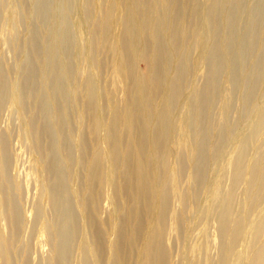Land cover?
I'll list each match as a JSON object with an SVG mask.
<instances>
[{
    "label": "rangeland",
    "instance_id": "obj_1",
    "mask_svg": "<svg viewBox=\"0 0 264 264\" xmlns=\"http://www.w3.org/2000/svg\"><path fill=\"white\" fill-rule=\"evenodd\" d=\"M113 1L111 31L118 37L121 52L126 53L125 0H0V151L4 164L3 179L0 177V228L6 239L0 245V264H6L7 256L10 264H122L123 255L115 253L114 245L124 221V234L131 240L125 264H136L142 242L138 227L146 213L128 191L133 182L124 177V147L129 140L123 119L134 108L135 93L127 78L130 69L125 66L126 75L119 70L107 40L105 22ZM172 1L171 7H182L188 26L191 0ZM243 1L246 7H253L257 0ZM198 7L203 8L200 16L204 23L206 0H199ZM262 7L260 28L253 39L255 47L264 40V0ZM246 22L244 14L242 31ZM169 24L173 32L174 19ZM173 39L179 47L177 36ZM151 57L136 61L133 69L146 76L152 105L161 98V83ZM190 57L195 63L194 51ZM207 70L205 58L200 72L193 74L190 67L182 90L188 93L193 82L202 86ZM233 71V64H229L220 72V91L210 114V122L217 125L220 105L228 101L225 117L231 138L218 151L220 141L218 135L213 136L210 149L218 152L202 169L201 179H195L193 165L185 157L182 164L177 156L170 158L174 171L159 170L168 182L176 178L177 172V186L188 198L186 203L181 198H171L168 223L172 222V228L164 240L154 244L153 262L158 261L164 248L170 264H203L219 256V207H201L208 188V179L203 178L212 176L219 181L221 190L228 189L232 180L228 159H233L248 135L244 125L249 116L253 119L258 113L252 103L244 114L239 113L241 90L234 83ZM258 95L264 99V91L257 90ZM178 110L183 112L181 131L188 132H180L181 138L190 141L191 110L187 105ZM139 130L140 123L136 121L134 134ZM176 149L179 150L177 145ZM97 157L98 170L93 172ZM247 158L253 162L264 160V129L250 140ZM247 185L248 175L243 173L236 185L233 213L242 214L248 225L259 224L260 232L245 234L234 250H243L250 259L264 242V212H260L264 183L257 199L246 205ZM191 247H197V251L189 252Z\"/></svg>",
    "mask_w": 264,
    "mask_h": 264
},
{
    "label": "bare ground",
    "instance_id": "obj_2",
    "mask_svg": "<svg viewBox=\"0 0 264 264\" xmlns=\"http://www.w3.org/2000/svg\"><path fill=\"white\" fill-rule=\"evenodd\" d=\"M262 1L257 0L255 6L246 7L243 0H206L207 17L206 19L203 17L204 23H202L200 13L206 4L204 7L202 5L203 8L198 7L199 0H191L193 7L187 26L182 7H171L172 0H125L126 34L123 43L125 42L126 53L121 52V46L117 44L118 37L111 31L113 23L111 11L115 7L114 1L108 9L105 22L107 40L111 49L114 50L115 64L119 70L126 75L125 66L127 65L130 69L127 78L129 77L128 81L135 93L134 108H131L123 119L129 140L123 153L126 154L124 177L126 181L134 184L132 188H128V191L135 204H141L146 213V217L141 220L138 227L142 242L136 264H170L169 253L165 248L160 252L158 261L153 262V247L157 241L164 240L168 229L172 228V222L170 225L168 223V216L171 215L169 214L171 198H181L185 203L188 198L177 186V172L176 178L168 182L163 179L159 170L174 171L170 158L175 155L182 164L185 157L192 163V174L199 181L202 169L205 165L207 166L209 159L220 150L225 140L231 138L230 126L225 117L229 108L227 100L220 105L219 123L212 125L210 122L214 99L220 91L218 77L223 68L229 64L234 66L233 80L241 90L239 113L244 114L249 103H252V109L257 106L258 113L253 119L251 115L249 116L244 125L249 129L247 137L240 142L233 159L227 158L232 167V180L228 189L221 190L219 181L212 176L207 178L205 175L203 178L208 179V188L201 207L205 210L219 207L218 223L221 237L217 260H207L203 264H264V242L254 251L250 259L245 257L243 250L239 248L234 250L236 242L248 232L259 234L260 225L251 223L248 225L242 214L233 213L236 185L243 173L248 175L246 205L257 199L259 189L264 183V160L253 162L247 158L250 140L257 137L264 129V99H260L259 95L256 96L257 90L264 91V40L257 47L253 43L255 34L260 28ZM244 14L247 15V22L246 29L242 31L240 24ZM171 19H174L175 25L173 32L169 26ZM175 35L179 45L177 48L176 43L173 42ZM151 51L154 57H151V53L149 54ZM193 51L197 56L195 63L190 57ZM149 57L156 62L157 70L154 73L161 83V98L158 103L152 105L148 95L146 76L133 69L136 61ZM204 58L208 62L206 82L202 86H197L191 81L193 82L191 90L186 93L182 87L185 78L189 76V68L193 69V74L200 72ZM184 105L190 108L192 114V120L189 123L192 135L190 141L182 140L180 134L183 125L180 123L182 121L180 116L183 112L178 109ZM136 121L140 123V130L139 133L134 134ZM95 122L98 124L97 119ZM183 123L186 124V122ZM115 127L117 132V120ZM214 135H218L220 141L217 152L210 149ZM237 138L235 140H238ZM176 145L179 150L176 149ZM98 162L99 157L94 163L93 172L98 170ZM3 167L0 151L1 179L4 176ZM149 167L158 170V173L150 171ZM261 207L260 212H264V205ZM177 220L178 218L175 219ZM125 228L124 221L117 234L118 243L114 245L115 253L120 252L123 255L122 264H125L126 256L129 258L126 247L131 241L124 234ZM5 243L6 239L0 228V245ZM195 251L197 247H191L189 250L191 253ZM7 257L6 264H10L9 256ZM192 264L202 263L194 261Z\"/></svg>",
    "mask_w": 264,
    "mask_h": 264
}]
</instances>
